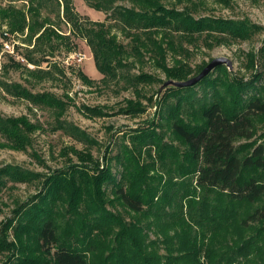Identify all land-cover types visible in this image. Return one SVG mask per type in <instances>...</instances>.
<instances>
[{"label": "trees", "instance_id": "obj_1", "mask_svg": "<svg viewBox=\"0 0 264 264\" xmlns=\"http://www.w3.org/2000/svg\"><path fill=\"white\" fill-rule=\"evenodd\" d=\"M83 1L104 11L105 20L119 24L132 42L130 51L105 22L81 15L73 0H26L20 8L0 6V24L31 47L24 59L37 69L30 74L49 77V70L38 68L40 63L56 68L48 56L58 43L68 45L73 36L89 47L104 85L118 83V70L129 57L143 52L153 56L154 66L166 80L185 81L191 67L177 59L168 66L165 48L177 52V47L183 53V42L196 46L202 35L204 44L211 46L207 40L224 43L227 37L241 39L250 33L245 22L195 18L188 8H169L161 0ZM214 1L226 6L228 0ZM54 19L69 25L68 34ZM34 53L42 54L41 58L34 59ZM20 64L13 62L16 69ZM216 69L220 75L209 74L194 86L169 88L161 99L158 123L132 129L128 144L110 158L106 148L102 163L114 160L120 168L118 179L110 165L100 169L90 163L89 155L72 149L77 163L44 177L41 191L14 211L15 225L8 226L13 241L7 242L0 233V246L10 252L5 264H264V143L235 145L239 139L252 138L254 118L264 120V86L256 85L259 75L244 81L230 78L225 66ZM122 77L134 87L157 81L143 72ZM80 79L87 85L94 83L83 74ZM197 85L202 87L199 98L193 91ZM3 86L11 96L53 109L56 130L76 138L85 135L59 120L66 105L54 95L31 93L17 82ZM130 105L129 110L141 112L139 101ZM84 109L89 114L99 111ZM39 129L25 115H0V148L24 151L30 144L28 135ZM36 177L0 169V191L7 180L26 182ZM107 205L121 206L130 220L109 211Z\"/></svg>", "mask_w": 264, "mask_h": 264}, {"label": "rangeland", "instance_id": "obj_2", "mask_svg": "<svg viewBox=\"0 0 264 264\" xmlns=\"http://www.w3.org/2000/svg\"><path fill=\"white\" fill-rule=\"evenodd\" d=\"M161 1L169 8L174 7L180 10L188 8L187 11L195 18H223L235 22H245L250 27V33L241 39L227 37L224 43L207 40V43L211 44V46H207L204 44L205 37L202 35L196 42V46L183 42L181 44L184 49L183 53L177 47V52L165 48V62L168 66H172L176 59L186 63L192 69L188 80L197 76L213 59L225 57L232 62L231 70L225 66L230 78L238 77L249 81L255 79L253 76L259 75L256 85L264 86V0H228L226 6L214 0H190L180 4H176L173 0ZM73 3L81 15H88L92 21L105 22L111 32L117 36L119 43L123 44L126 49H130L132 44L130 38L120 30L118 23L112 19L105 20L104 11L89 8L83 0H73ZM8 4L20 8L24 7L26 0H0V6ZM117 4L128 8L132 6L128 2ZM46 14L45 11L42 12L43 16ZM53 22L63 33L68 34L69 25L55 19ZM3 33H7L5 39H2ZM178 41V38L175 39V44ZM4 42L14 44V51L19 57H26L31 50V47L28 48L26 44L22 43L19 36L9 34L7 27L0 24V43L3 45ZM184 51L188 54L186 55ZM41 55L34 53L32 57L40 59ZM133 56L128 58L127 65L122 70H118L121 77L118 83L104 85L99 81L102 76L96 68L89 47L83 40L73 36L68 45L58 43L51 56H48L49 61L56 64V68L49 69V64H47L49 62L40 63L38 68L49 70L51 73L49 77L43 79L39 78V74L29 73V71L36 70L37 67L34 66L30 69L21 63L20 67L16 69L13 65L16 60L9 54L1 55L0 53V115L3 117L25 115L33 123L40 125L39 130L28 135L30 144L26 150L15 151L6 147L0 148V169H13L38 176L26 182H8L7 180L0 191V233H4L7 242L13 241L12 227L8 228V226L15 225L14 211L41 191L44 177L53 172L65 170L71 163H77V157L73 150L89 155L90 163H97L100 169L110 165L111 171L118 179L120 168L116 166L115 161L108 160L107 163H102L106 148L109 147L106 157L110 158L118 152L122 145L128 144L127 135L131 133L132 129L147 128L149 122L158 123L160 121L158 112L162 107L161 99L168 93L169 88L178 87L165 85L169 80H166L161 70L154 66L153 56L150 53L143 52L141 56ZM140 72L152 75L157 81L138 84L134 87L129 86L126 80H123V74L132 77ZM81 74L92 79L94 83L87 85L82 82ZM210 74L211 77L220 75L216 68ZM10 82L21 84L31 93H50L63 101L66 108L59 120L84 133L88 140H83L86 138L85 135L82 138H76L68 132L56 130L57 117L53 109L35 106L27 100L7 94L3 84ZM201 88L200 85H197L193 89L197 98L202 96ZM135 101H139L141 104V112L129 110L132 108L130 102L135 103ZM171 101L173 103L175 99L171 98ZM84 107L97 108L99 111L96 110L98 112L89 114ZM163 130L165 131V129ZM156 131L162 132V129L157 128ZM167 140L169 139L165 138V141ZM244 143H255V145L264 143V120L254 118L252 138L250 140L239 139L235 145ZM174 144L179 146L177 141ZM179 149L182 151L183 147ZM143 161L149 160L143 157ZM109 190L110 186L107 185V194L110 196L109 198H112ZM107 209L113 213L122 214L126 221L130 220V217L119 205L116 207L107 205ZM4 229H6L5 232ZM150 238H154L152 233H150ZM9 253L8 250L0 246V264H5Z\"/></svg>", "mask_w": 264, "mask_h": 264}, {"label": "water", "instance_id": "obj_3", "mask_svg": "<svg viewBox=\"0 0 264 264\" xmlns=\"http://www.w3.org/2000/svg\"><path fill=\"white\" fill-rule=\"evenodd\" d=\"M219 66H226L228 70H231L232 62L225 57L215 58L212 61H210L197 76H194L193 78L188 79L186 81L169 80L165 83V85H173L178 88H187V87L194 86L195 84L200 82L202 79L208 76L215 68Z\"/></svg>", "mask_w": 264, "mask_h": 264}, {"label": "built area", "instance_id": "obj_4", "mask_svg": "<svg viewBox=\"0 0 264 264\" xmlns=\"http://www.w3.org/2000/svg\"><path fill=\"white\" fill-rule=\"evenodd\" d=\"M3 53H7V54L11 55L17 62H20V63L26 65L30 69H32L34 67V65L28 63L23 57H19L18 55H16V53L14 51V44H11V42H4L3 43L1 54H3Z\"/></svg>", "mask_w": 264, "mask_h": 264}]
</instances>
